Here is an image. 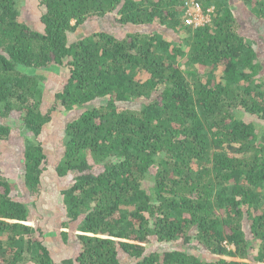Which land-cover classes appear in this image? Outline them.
I'll return each mask as SVG.
<instances>
[{"label": "trees", "instance_id": "trees-1", "mask_svg": "<svg viewBox=\"0 0 264 264\" xmlns=\"http://www.w3.org/2000/svg\"><path fill=\"white\" fill-rule=\"evenodd\" d=\"M33 1L31 14L0 0L3 264H57L34 199L55 120L49 171L71 178L61 227L79 241L62 264H264V37L243 25L264 23V0ZM187 3L208 19L188 22ZM98 17L111 26L80 36ZM12 117L18 171L4 158Z\"/></svg>", "mask_w": 264, "mask_h": 264}, {"label": "rangeland", "instance_id": "rangeland-1", "mask_svg": "<svg viewBox=\"0 0 264 264\" xmlns=\"http://www.w3.org/2000/svg\"><path fill=\"white\" fill-rule=\"evenodd\" d=\"M20 4L22 5V7H26L27 10L31 12V14L37 12L34 9L35 3L33 0H20ZM191 11L193 13L194 21H196L197 23L203 22L204 20L208 19V17L203 16L202 11L200 10L192 9ZM237 14H239V12H237ZM107 18L108 17H98L92 19L90 18L88 21L78 27L77 32H80L79 34L81 36L84 33H89L94 29H101L102 27L108 28L111 26L110 23L112 22V20L111 22H109V20H106ZM245 22L243 23V25L244 28H248L246 32L249 36L257 40H259L262 36L264 37V23L262 24L254 22L253 26H248ZM113 31H116L114 33L119 35L120 37L124 34L123 27L121 26L116 25V27H112L111 32ZM262 46L264 48L263 44ZM262 50L263 51L262 54H260V57L264 61V49ZM50 71L52 72H50V74L55 79L50 80L48 78L45 83L50 86L51 90L56 89L59 86V83L64 81V69H59V67L54 66L52 67V69H50ZM48 94L52 96L51 91L48 92ZM10 121L13 127L11 132L12 136L6 142L7 149L4 158H6L5 161L7 164L12 163V167H15L14 170L18 171L20 168V164L17 162V159L22 154L24 148V145L20 138L23 132V128H21L20 122L15 120L14 117L10 118ZM58 123L59 121L55 120L54 125L57 124V127L50 128L40 137V139L44 143H46L47 145H51V165L49 167V170L53 169V165L58 159V154L60 150L56 146L57 143H59V138L61 137V133L58 131ZM49 170L46 171L43 175L39 194H35L34 196V199H38L40 204L39 210L35 213V217H39L41 223L45 225L44 229L45 233H47L45 236L46 244L50 249H52V255L54 257V260L57 264H62V261L65 258L67 259L71 257L74 259L77 255V252L79 251V241L77 239L76 234L78 232L75 229L61 227V225L64 223V205L62 204L59 190L66 184H69L71 178L65 177L63 179H59L55 177V175L52 173L53 171L51 172ZM17 190L19 192L23 191V195L27 197V192L25 188H21L20 186H18ZM16 192L17 191H15V193ZM31 198H33V196ZM62 231H68L69 234L67 240H64V234L62 233ZM147 246L150 245L147 244ZM156 247L157 244L150 246V248L152 249H155ZM232 247H234V245H230V248ZM167 249L172 250V247H168ZM187 249L191 252L203 256L204 258L208 257V253L206 252V250H204V247L201 245L199 246V244L197 243H191ZM0 264H3L1 259Z\"/></svg>", "mask_w": 264, "mask_h": 264}, {"label": "built area", "instance_id": "built-area-1", "mask_svg": "<svg viewBox=\"0 0 264 264\" xmlns=\"http://www.w3.org/2000/svg\"><path fill=\"white\" fill-rule=\"evenodd\" d=\"M187 13L189 14V19H188V22H191V21H194V17H193V13H192V9L194 10V9H196V10H200V11H202L201 10V7H200V5L198 4V3H187ZM196 22V21H195ZM200 23H202V22H200ZM199 24V23H198Z\"/></svg>", "mask_w": 264, "mask_h": 264}]
</instances>
